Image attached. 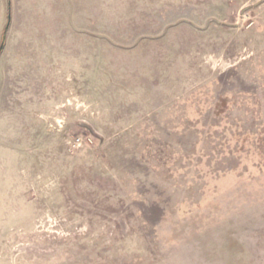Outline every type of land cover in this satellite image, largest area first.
<instances>
[{"label":"rangeland","instance_id":"1","mask_svg":"<svg viewBox=\"0 0 264 264\" xmlns=\"http://www.w3.org/2000/svg\"><path fill=\"white\" fill-rule=\"evenodd\" d=\"M0 264H264V0H0Z\"/></svg>","mask_w":264,"mask_h":264},{"label":"built area","instance_id":"2","mask_svg":"<svg viewBox=\"0 0 264 264\" xmlns=\"http://www.w3.org/2000/svg\"><path fill=\"white\" fill-rule=\"evenodd\" d=\"M79 140H80V139L78 138V139H77V142H78Z\"/></svg>","mask_w":264,"mask_h":264}]
</instances>
